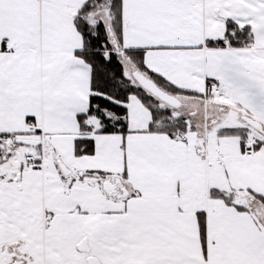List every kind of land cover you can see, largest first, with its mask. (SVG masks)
Listing matches in <instances>:
<instances>
[{
  "label": "snow or ice",
  "instance_id": "1",
  "mask_svg": "<svg viewBox=\"0 0 264 264\" xmlns=\"http://www.w3.org/2000/svg\"><path fill=\"white\" fill-rule=\"evenodd\" d=\"M0 264H264V0H0Z\"/></svg>",
  "mask_w": 264,
  "mask_h": 264
}]
</instances>
